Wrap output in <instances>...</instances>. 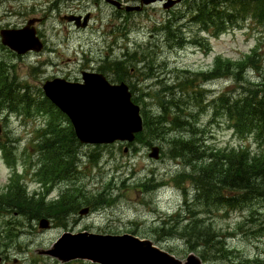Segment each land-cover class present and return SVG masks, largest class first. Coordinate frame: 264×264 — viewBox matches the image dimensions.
<instances>
[{
  "label": "rangeland",
  "instance_id": "obj_1",
  "mask_svg": "<svg viewBox=\"0 0 264 264\" xmlns=\"http://www.w3.org/2000/svg\"><path fill=\"white\" fill-rule=\"evenodd\" d=\"M148 10L149 17L130 15L123 19L99 0H0V28L23 25L29 18H40L35 26L44 44L40 52L31 51L24 55H16L0 44V61L7 64L11 77H16L27 86V91L37 95L46 79L79 80L81 70L101 72L100 67L105 61L122 59L126 48L130 52L137 50V62L127 83L137 97L143 118L144 113L152 118L158 115L159 105L154 94L163 86L176 84L173 93L181 98L188 113L195 111L194 116L187 118L196 125V136L201 145L257 150L255 139L250 135L236 134L224 115L211 119V109L206 102L222 91H238L240 87L234 79H216L202 84L203 109L195 108L201 101L195 102L194 98L199 96L191 95L194 88L182 83L193 72L210 70L217 56L235 60L255 48L260 55V69L249 70L247 76L258 79L264 74V27L248 17L239 25L213 36L200 31L188 15L181 17L187 12L185 8H175L168 13L160 4H154ZM86 12L91 14V20L85 29H76L72 23L61 19L65 15ZM167 21L178 28L185 42L183 46L169 40L160 28ZM105 74L112 80L108 71ZM193 84L199 91V77ZM147 93L154 101L145 97ZM6 116H0V138L11 140L12 154L8 163L0 152V188L9 182L13 171H17L23 174L19 176H23L27 191L44 194L46 201L57 198L65 190H70L77 199L75 210L68 218L60 222L47 217L51 224L49 229H40L38 219L20 215L19 209L0 210V256L5 257L2 264H61L39 251L48 249L64 232L81 230L132 233L185 259L189 252L184 248L182 238L175 233L161 232L160 228L166 230L172 225L171 222L168 226L163 224L169 222V215L179 212L184 217L189 209H195V214L199 213L200 218L220 232L230 250L227 258L216 255L204 264H236L243 258L264 255V236L257 232L262 230L258 223L264 217V199L246 202L248 204L243 208H213L210 212L193 201L188 209V205H184V189L192 197L193 186L188 180L177 182L175 176L193 169L191 164L170 153L169 142L179 136L191 138L193 132L178 128L169 129L165 136L144 134L151 145L145 142L78 144L74 174L66 181L55 183L47 193L34 175L38 156L33 144L48 116L34 110ZM151 146L160 148L158 159L148 156ZM98 192L109 193L114 198L112 205L98 206L87 214H78L80 208L87 206L83 204L85 199ZM181 224L185 221L182 220ZM75 263L91 264L85 260Z\"/></svg>",
  "mask_w": 264,
  "mask_h": 264
},
{
  "label": "trees",
  "instance_id": "obj_2",
  "mask_svg": "<svg viewBox=\"0 0 264 264\" xmlns=\"http://www.w3.org/2000/svg\"><path fill=\"white\" fill-rule=\"evenodd\" d=\"M195 5L191 21L200 30H210L214 35L239 25V22L248 17L264 27V0H198ZM163 28L168 39L175 41L177 45L182 43L183 38L169 22ZM258 56L260 55L256 48L235 60L217 56L212 70L192 73L182 83L185 86L190 84L194 88L191 95L199 96L198 99L194 98L195 102L201 101L195 108L203 109L201 85L197 91L193 84L197 77L200 83L209 79H234L240 87L238 91H222L206 103L210 106L213 119L224 115L236 134L250 135L255 139L258 143L257 150H250L248 147L213 148L201 145L196 136V125L187 118L194 116L195 111L188 113L181 98L173 93L176 84L163 86L154 94L159 105L158 115L152 118L144 113V131L135 137V141L150 144L144 134L152 135L151 137L165 136L169 129L178 128L194 133L191 138H172L169 151L174 157L191 164L193 171L180 173L175 176V180L183 183L188 180L194 190L193 202L207 212L213 208H243L248 204L246 202L264 199V74H260L256 80L247 76L249 70L260 69ZM127 57L129 60L132 56L127 54ZM130 69L131 64L128 61L113 62L109 66L112 80L117 82H128L132 78ZM11 76L7 64L0 61V116L5 118L8 113H30V110L48 116L46 125L39 129L33 144L34 153L40 163L35 176L47 190L56 181L65 180L74 174L78 142L66 116L44 97L41 90L33 95L26 90V85L23 86L22 82ZM132 99L137 103L135 95ZM10 141L8 138H0V151L8 162L12 154ZM5 190L0 192L1 211L19 209V214L29 219L50 217L61 222L75 210L77 196L69 192L70 190L61 193L55 201L46 202L42 195L36 197L29 194L16 175L5 185ZM113 200L109 193L98 192L94 196H88L84 203L95 209L98 206L109 207ZM185 204L188 205L186 200ZM195 212V209L188 210L190 215L185 224H181L182 218L178 219L177 214L170 216L172 225L168 226L170 222H167L164 225L168 228L164 230L162 227L160 231L177 234L182 238L184 248L197 252L204 263L216 255L227 258L230 250L225 246V237ZM258 225L262 230L257 232L264 236V217ZM67 264L77 263L74 261ZM236 264H264V255L253 259L243 258Z\"/></svg>",
  "mask_w": 264,
  "mask_h": 264
},
{
  "label": "water",
  "instance_id": "obj_3",
  "mask_svg": "<svg viewBox=\"0 0 264 264\" xmlns=\"http://www.w3.org/2000/svg\"><path fill=\"white\" fill-rule=\"evenodd\" d=\"M155 1L143 0L146 4ZM177 1L168 0L163 7L168 9ZM110 3L120 6L116 1L110 0ZM138 9L126 7L127 11ZM64 18L74 21L77 27H85L89 15L83 18V22H79V16ZM37 21L39 19H30L21 29H1V43L17 54L41 51L43 44L32 26ZM81 75V82L55 77L42 84L44 95L70 120L78 141L82 144L132 142L143 126L140 108L131 100L127 84L111 83L103 74L96 72L82 71ZM158 151V147H153L149 156L157 158ZM87 212L88 208H83L79 214ZM38 226L40 229L49 228V220L41 218ZM40 253L63 263L78 259L95 264H202L194 253L182 261L151 240L127 233L64 232L49 249Z\"/></svg>",
  "mask_w": 264,
  "mask_h": 264
},
{
  "label": "flooded vegetation",
  "instance_id": "obj_4",
  "mask_svg": "<svg viewBox=\"0 0 264 264\" xmlns=\"http://www.w3.org/2000/svg\"><path fill=\"white\" fill-rule=\"evenodd\" d=\"M99 1H101L105 5L110 6L114 10L115 15H117V16L140 15V16H144V17H149L150 16V12H149L148 9L151 7V5H153V4H145V3H143L142 0H115V1H118L119 3L122 4V6L120 8H116V7H114V5L110 4V0H108L107 2H106V0H99ZM194 1L195 0H181L179 3H177L176 5H174L169 10L172 11L175 8H181L182 7V8L187 9V12H186V14L182 13L181 17H184V15H190V9L191 8L192 9L195 8ZM126 5L137 6V7H140V8L137 11H129V12H127L124 9V6H126ZM167 12L169 13L170 11H167ZM86 13L89 14V22H90L91 14L89 12H86ZM70 15H72V16H81V17L84 16V14H75V13L70 14ZM79 21H80V19H79ZM22 26L23 25H18V26H13V27H10V28H19V27H22ZM5 28H8V27H5ZM102 71L107 72V71H105V69L102 70ZM1 257H2V262H4L5 257L2 256V255H1Z\"/></svg>",
  "mask_w": 264,
  "mask_h": 264
},
{
  "label": "bare ground",
  "instance_id": "obj_5",
  "mask_svg": "<svg viewBox=\"0 0 264 264\" xmlns=\"http://www.w3.org/2000/svg\"><path fill=\"white\" fill-rule=\"evenodd\" d=\"M121 61H123V60H121Z\"/></svg>",
  "mask_w": 264,
  "mask_h": 264
}]
</instances>
